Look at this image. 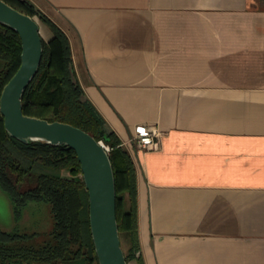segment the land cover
Wrapping results in <instances>:
<instances>
[{
  "label": "crops",
  "instance_id": "0c3cea01",
  "mask_svg": "<svg viewBox=\"0 0 264 264\" xmlns=\"http://www.w3.org/2000/svg\"><path fill=\"white\" fill-rule=\"evenodd\" d=\"M32 1L133 155L145 264H264V0Z\"/></svg>",
  "mask_w": 264,
  "mask_h": 264
},
{
  "label": "trees",
  "instance_id": "16d2710c",
  "mask_svg": "<svg viewBox=\"0 0 264 264\" xmlns=\"http://www.w3.org/2000/svg\"><path fill=\"white\" fill-rule=\"evenodd\" d=\"M5 1L39 16L54 32L51 40H44L42 64L23 97L24 112L72 123L112 147L122 245L129 262L145 264L133 155L88 97L77 71L78 81L72 79L70 66L75 62L67 32L32 0ZM22 51L19 33L0 22V185L10 194L17 214L30 201L49 203L52 223L34 232H10L0 226V264H100L91 229L89 191L76 151L45 141L25 143L6 129L1 96L22 63Z\"/></svg>",
  "mask_w": 264,
  "mask_h": 264
},
{
  "label": "water",
  "instance_id": "95a60500",
  "mask_svg": "<svg viewBox=\"0 0 264 264\" xmlns=\"http://www.w3.org/2000/svg\"><path fill=\"white\" fill-rule=\"evenodd\" d=\"M0 22L14 28L23 43L22 63L1 96V111L8 133L25 143L45 141L76 151L89 191L90 222L99 263L130 264L120 234L116 175L110 151L82 127L24 112L25 91L36 77L44 56L40 20L0 0ZM70 70L72 79L77 82L75 66L71 65Z\"/></svg>",
  "mask_w": 264,
  "mask_h": 264
},
{
  "label": "rangeland",
  "instance_id": "374dc122",
  "mask_svg": "<svg viewBox=\"0 0 264 264\" xmlns=\"http://www.w3.org/2000/svg\"><path fill=\"white\" fill-rule=\"evenodd\" d=\"M40 22L42 20L39 16H36ZM65 176H70L68 171L64 172ZM86 196V200H87ZM89 199V197H88ZM28 210L30 212L29 217L26 220L20 221V228L24 231H43L50 226L51 222V214H50V204L43 201H34L30 203ZM0 224L3 227H12L14 225V218L12 213V205L10 199L7 195L3 194L0 191ZM124 246L127 247L124 242ZM130 264H134V260L130 262Z\"/></svg>",
  "mask_w": 264,
  "mask_h": 264
},
{
  "label": "built area",
  "instance_id": "2783aa9c",
  "mask_svg": "<svg viewBox=\"0 0 264 264\" xmlns=\"http://www.w3.org/2000/svg\"><path fill=\"white\" fill-rule=\"evenodd\" d=\"M162 136V131L156 126L140 127L139 131L131 138V142L146 151L159 150L162 147ZM100 141L108 151L112 149L104 140Z\"/></svg>",
  "mask_w": 264,
  "mask_h": 264
},
{
  "label": "flooded vegetation",
  "instance_id": "af4514ba",
  "mask_svg": "<svg viewBox=\"0 0 264 264\" xmlns=\"http://www.w3.org/2000/svg\"><path fill=\"white\" fill-rule=\"evenodd\" d=\"M0 191L3 193V194H5V195H7V197L10 199V201H11V205H12V213H13V218H14V225L12 226V227H3L1 224H0V226L4 229V230H7V231H10V232H14V231H20V232H30V231H24V230H22L21 228H20V221L21 220H26V218L27 217H29V214H30V212H29V210H28V207H29V205H30V203H32V202H34V201H30L25 207H24V209H23V211H22V213H20V214H17V212H16V209H15V205H14V203H13V201H12V199H11V196H10V194L0 185ZM38 202V201H37ZM24 220V221H25ZM36 231H38V230H36ZM34 232V231H33Z\"/></svg>",
  "mask_w": 264,
  "mask_h": 264
}]
</instances>
